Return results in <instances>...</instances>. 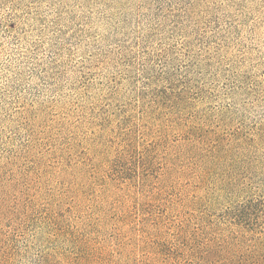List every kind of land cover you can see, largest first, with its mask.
Segmentation results:
<instances>
[{
	"label": "rangeland",
	"instance_id": "rangeland-1",
	"mask_svg": "<svg viewBox=\"0 0 264 264\" xmlns=\"http://www.w3.org/2000/svg\"><path fill=\"white\" fill-rule=\"evenodd\" d=\"M0 264H264V0H0Z\"/></svg>",
	"mask_w": 264,
	"mask_h": 264
},
{
	"label": "trees",
	"instance_id": "trees-1",
	"mask_svg": "<svg viewBox=\"0 0 264 264\" xmlns=\"http://www.w3.org/2000/svg\"><path fill=\"white\" fill-rule=\"evenodd\" d=\"M124 155H120L118 158V161H120V160H123L124 159ZM247 214H248V212L247 211H245L243 214L241 213V217L242 218H247L248 216H247ZM178 235H183L184 236V232H183V230H179V232H178ZM194 253H191V255L192 256H196V257H198L199 259H201V256H203L202 254H203V251H202V247H197V248H195V249H193L192 250ZM203 260V259H202Z\"/></svg>",
	"mask_w": 264,
	"mask_h": 264
}]
</instances>
